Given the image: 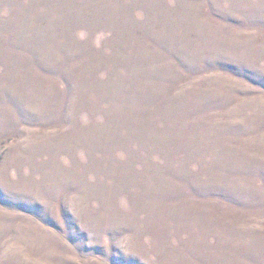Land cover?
I'll use <instances>...</instances> for the list:
<instances>
[{"label": "rangeland", "instance_id": "obj_1", "mask_svg": "<svg viewBox=\"0 0 264 264\" xmlns=\"http://www.w3.org/2000/svg\"><path fill=\"white\" fill-rule=\"evenodd\" d=\"M0 264H264V0H0Z\"/></svg>", "mask_w": 264, "mask_h": 264}]
</instances>
